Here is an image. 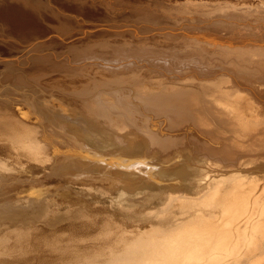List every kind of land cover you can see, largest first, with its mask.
I'll use <instances>...</instances> for the list:
<instances>
[{"label": "bare ground", "instance_id": "bare-ground-1", "mask_svg": "<svg viewBox=\"0 0 264 264\" xmlns=\"http://www.w3.org/2000/svg\"><path fill=\"white\" fill-rule=\"evenodd\" d=\"M0 264H264V0H0Z\"/></svg>", "mask_w": 264, "mask_h": 264}, {"label": "rangeland", "instance_id": "rangeland-1", "mask_svg": "<svg viewBox=\"0 0 264 264\" xmlns=\"http://www.w3.org/2000/svg\"><path fill=\"white\" fill-rule=\"evenodd\" d=\"M53 5V4H52ZM71 18V17H70ZM73 18V17H72ZM77 137H78V135H77ZM185 142H178V143H176V144H174L172 147H171V149H176V148H178V147H181V146H187V140H184ZM185 144V145H184ZM79 145L77 144L76 145V147H75V149H74V151L76 152V154L77 155H79V157H81V156H83L84 158H85V160L87 161H85V162H83L84 160H81L79 157H74L73 158V156L74 155H71L70 157L69 156H66L65 157V155H64V157H65V159L66 160H68L67 162L65 161V159L64 160H61V162H63V161H65V163L66 164H68V165H64L65 163L63 162V163H60L59 164V170L58 169H55L54 170V172H55V174H54V177H52V179H49V180H51L50 181V186H51V188H53L52 186L53 185H55L56 183H58V181L59 180H57V178L56 177H58L59 175H61L62 174V172H63V176H66L67 175V173L70 171L71 172V174H73V172L75 171V169L78 171L79 170V168H83L82 166H86V165H88V163L89 164H91L92 162H91V160H87V158H90V157H93V154H95V153H93V150H91V149H89L88 151H86V149L85 148H80V146L78 147ZM153 146V151L155 152V154H159L160 153V151H159V149H158V147H157V145H152ZM193 151V152H192ZM198 152V153H197ZM71 153H74V152H70L69 154H71ZM201 152L200 151H198V150H195V148H194V150H193V148L192 149H190V150H188V152H184L183 153V156H187L188 154H190L191 156H193L194 158L193 159H191V166H193V167H191V171L190 172H192V173H194V172H197V171H201V170H205L206 168H207V170H208V167H207V165H205V164H203V163H206V162H208V161H210V163L211 162H215V161H217V160H212V159H210L209 157H207V156H201V154H200ZM135 155V154H134ZM200 155V156H199ZM189 156V155H188ZM198 156V157H197ZM67 157H68V159H67ZM51 158V157H50ZM52 159V158H51ZM54 159V158H53ZM69 159H70V162H69ZM71 159H73V161L71 160ZM81 164V165H79V167L78 168H75V166H74V164L75 163H77V164H79L77 161ZM194 160H196V161H194ZM198 160H200V161H198ZM52 161V160H51ZM74 161H75V163H74ZM82 161V162H81ZM70 163H71V165H70ZM72 163H74L73 165H72ZM82 163H84V164H82ZM87 163V164H86ZM170 163H172V161H170ZM77 164H75V165H77ZM61 165H63V166H61ZM194 165H195V167L196 166H198V167H200V168H198V167H196V168H194ZM66 166H68V167H66ZM70 166H71V168H70ZM81 166V167H80ZM61 167V168H60ZM62 167H64V168H62ZM77 167V166H76ZM55 168H58V164L56 165V167ZM68 168V171L66 170V169ZM69 168L71 169V170H69ZM202 168H205V169H202ZM73 169V170H72ZM96 169H100V166H96ZM143 169L144 168H142L141 167V170H139L138 168H136L135 167V169H132V175H134L135 176V178L136 177H138L139 176V173H141L142 171H143ZM152 169H155V171H157V172H160V171H162V167L161 166H158V165H156V166H153V168ZM200 169V170H199ZM60 170H62L61 172H60ZM89 170H95V168H92V169H89ZM206 170V171H207ZM13 171H18V170H13ZM64 171H66V173H64ZM61 173V174H60ZM21 173H18V174H15V175H20ZM64 174H66V175H64ZM161 174H162V172H161ZM160 173H159V175H161ZM56 175V176H55ZM69 175V174H68ZM62 176V175H61ZM41 177H38L37 179H35V181H37L38 182V180L40 179ZM34 180V179H33ZM133 180L134 179H132V178H124L123 180H122V178H117L116 179V182H118V183H124V182H126V183H129V182H133ZM57 181V182H56ZM44 182V180L43 181H41L40 183H43ZM52 182V183H51ZM54 182V183H53ZM81 181H77V184L75 183H72V182H61V185L59 184H57L56 185V190H59L58 192H61L63 189H62V187L64 188V190H63V192L64 191H66L67 192V190H68V193L70 192V193H73V195H74V193H75V196H76V200L78 201V203L77 204H75V203H73L74 204V206H73V204L72 203H68V202H66V201H68L69 200V198H63V199H61V200H59V201H56V202H58V204H61L62 206H61V209H59L55 214H53L52 215V217L54 218V216H55V218H54V220H53V218L51 219V220H53L52 222H54L55 221V225H57L58 223L60 224L61 222H57V221H59L61 218H66V219H71V220H74V219H79L81 216L83 217V215L85 216H87V215H89V214H91V213H93L92 212V210H101L100 208L102 207V206H97V205H95V203L94 202H92V201H94L96 198H99L100 200H103V204H105L106 205V207H108V206H110V202H107V200H106V198H107V194H109V193H113V192H115L113 189L111 190L110 189V186L108 185H106V184H101V185H99V187H101V192H100V190H94V189H92V188H94V187H96L97 186V184H92V183H85V182H81ZM70 183V184H69ZM82 183H83V185L84 184H86V189L85 190H78V188H77V186L78 187H81L82 188ZM45 183H43V185L42 186H45L44 185ZM68 185V186H65V185ZM80 184H81V186H80ZM90 184V185H89ZM74 185V186H73ZM92 185V186H91ZM40 186V185H39ZM70 186H72L71 188H70ZM85 186V185H84ZM83 186V187H84ZM89 186V187H88ZM65 187H68V189L67 188H65ZM90 187H92L91 189H90ZM109 187V188H108ZM119 188V187H118ZM71 189V190H70ZM84 189V188H83ZM70 190V191H69ZM74 190V191H73ZM72 191V192H71ZM80 193H78V192ZM92 191V192H91ZM99 191V192H98ZM105 191H106V193H105ZM113 191V192H112ZM56 192V191H55ZM58 192H57V194H58ZM83 192V193H82ZM108 192V193H107ZM54 193V192H53ZM77 193V194H76ZM95 193V194H94ZM105 193V194H104ZM55 194V193H54ZM57 194H55V196H56V198H59L58 196H57ZM83 194V195H82ZM100 194L102 195V197L100 196ZM89 195V196H88ZM106 195V196H105ZM114 195V194H113ZM85 196H87V197H85ZM93 196V197H92ZM99 196V197H98ZM105 196V197H104ZM81 197V198H80ZM138 197H140V196H138ZM105 198V199H104ZM86 200V201H85ZM87 201H91L90 203H89V205H88V202ZM26 202V200H24V199H20V200H16L14 203H13V205L14 204H17V205H23L24 203ZM81 202V203H80ZM67 203H68V205H67ZM87 203V205H85ZM118 203V202H117ZM116 203V204H117ZM116 204H112L114 207H118ZM91 205V206H90ZM83 206V207H82ZM94 206V207H93ZM77 209H76V208ZM81 207H82V209H81ZM98 207V208H97ZM78 208H80V209H78ZM93 208V209H92ZM68 209V210H67ZM72 210V211H71ZM75 210V211H74ZM79 210V211H78ZM98 210V211H99ZM62 211L64 212V213H62ZM87 211V212H86ZM19 212H21V213H25L24 212V210H19ZM60 214H62V215H60ZM73 212V213H72ZM77 212V213H76ZM79 214V215H78ZM35 215H36V217L38 218V219H41V218H39V215L37 214V213H35ZM60 215V216H59ZM65 215V216H64ZM69 216H71V217H69ZM77 216V217H76ZM58 217V218H57ZM64 222V221H63Z\"/></svg>", "mask_w": 264, "mask_h": 264}]
</instances>
